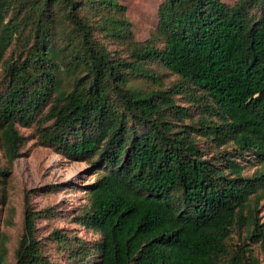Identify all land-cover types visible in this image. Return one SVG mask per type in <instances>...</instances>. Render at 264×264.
<instances>
[{"label": "trees", "instance_id": "1", "mask_svg": "<svg viewBox=\"0 0 264 264\" xmlns=\"http://www.w3.org/2000/svg\"><path fill=\"white\" fill-rule=\"evenodd\" d=\"M0 69L9 162L18 126H35L97 173L77 222L101 238L72 251L82 264H260L247 240L264 250V0H163L146 41L118 0H0ZM40 212L25 199L14 261L0 231V264H52Z\"/></svg>", "mask_w": 264, "mask_h": 264}, {"label": "rangeland", "instance_id": "2", "mask_svg": "<svg viewBox=\"0 0 264 264\" xmlns=\"http://www.w3.org/2000/svg\"><path fill=\"white\" fill-rule=\"evenodd\" d=\"M118 1L126 8V17L131 22L135 39H150L156 32L158 10L163 0ZM223 1L233 4L237 0ZM108 46L110 49L119 47L116 43ZM161 75L165 85L171 84L177 78L167 70H161ZM178 104L186 106L182 102ZM18 130L24 136V141L19 157L12 164L6 157L0 140V172L7 171L5 175L0 173V231L10 237V259L14 261V249L23 233L27 198L33 210L42 211L35 222L36 235L42 241L45 254L51 263L82 264V254L75 256L72 251L81 244L92 248L101 238L100 234L77 222V218L89 205V187L96 180L97 173L89 162L70 159L53 148L40 144L35 126L19 125ZM196 139L199 143L203 140L201 135H196ZM245 164L249 165L250 161H245ZM259 167V164L249 166L244 174L251 175ZM258 217L264 224V199L259 205ZM56 230L60 231L59 239L55 234ZM232 242L242 244L243 237L235 234ZM247 242L251 254L258 258L260 264H264L261 243L255 239ZM89 252L95 254L93 249ZM84 264H95V261Z\"/></svg>", "mask_w": 264, "mask_h": 264}]
</instances>
